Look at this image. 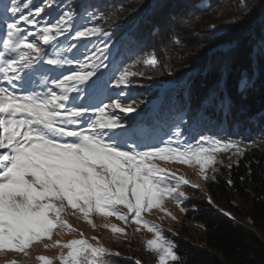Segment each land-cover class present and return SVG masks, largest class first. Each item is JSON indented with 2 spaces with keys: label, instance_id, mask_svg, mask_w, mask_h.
<instances>
[{
  "label": "snow or ice",
  "instance_id": "obj_1",
  "mask_svg": "<svg viewBox=\"0 0 264 264\" xmlns=\"http://www.w3.org/2000/svg\"><path fill=\"white\" fill-rule=\"evenodd\" d=\"M105 18L97 10L80 15L66 0H0V252L27 255L34 241L50 240L54 229L73 231L61 218L71 207L85 218L94 212L125 222L131 218L153 233L146 248L157 254L158 264H179L175 243L142 213L161 207L166 196L181 204L187 197L180 186L188 181L168 183L174 174L151 161L195 162L204 173L216 163L214 151L243 155L242 141L198 133L190 142L182 117L167 140L142 134L139 125L150 117L131 98L129 77L144 73L106 71L114 33L99 26ZM210 30L215 35L220 28ZM255 46L264 55V35ZM158 63L154 53L143 59L149 67ZM36 77L41 91L33 86ZM251 86L242 78L241 90ZM112 231L124 230L113 226ZM54 246L68 249L58 257L60 264H107L106 254L119 255L84 238Z\"/></svg>",
  "mask_w": 264,
  "mask_h": 264
},
{
  "label": "trees",
  "instance_id": "obj_2",
  "mask_svg": "<svg viewBox=\"0 0 264 264\" xmlns=\"http://www.w3.org/2000/svg\"><path fill=\"white\" fill-rule=\"evenodd\" d=\"M66 3L80 15L85 10L106 13L99 26L114 33L106 71L119 75L127 68L144 73L129 77L134 82L131 98L150 117L139 125L142 134L154 141L167 140L182 117L184 137L190 142L198 133L242 141L243 155L229 149L234 162L218 155L210 166L213 173L206 187L211 200L202 189L189 186L199 196L183 202V222L197 220L203 232L197 242L175 237L179 264H264V55L255 46L264 35V0ZM51 14L55 18L57 11ZM211 25L220 31L213 35ZM61 42L67 43L63 38ZM153 53L158 65H144L143 59ZM244 77L252 86L241 90ZM39 79L33 85L37 91L42 90ZM177 162L172 158L151 161L167 172ZM132 247L130 242L109 247L119 255L106 254L107 264H136L124 254ZM144 264L152 263L145 260Z\"/></svg>",
  "mask_w": 264,
  "mask_h": 264
},
{
  "label": "rangeland",
  "instance_id": "obj_3",
  "mask_svg": "<svg viewBox=\"0 0 264 264\" xmlns=\"http://www.w3.org/2000/svg\"><path fill=\"white\" fill-rule=\"evenodd\" d=\"M213 158L220 155L222 158H227L228 161L234 162L235 158L230 151H214L212 153ZM175 168L169 172L174 174L175 178L171 179V184L176 183V179L183 177L188 181V184H182L180 190L185 193L187 197L181 204H177L176 199L173 197H165L162 201L161 207H153L151 210L142 213L144 220L150 224L159 227L165 238L172 240L175 243V237H185L187 239H194L198 241L199 236L203 232V224L197 220H192L185 224L183 218L185 215V208L182 206L183 202L190 198H198V193L189 189V186L202 189L207 199L211 200L212 197L209 194L206 183L213 170L210 166L201 173L198 164L193 162L192 164H185L177 162ZM207 177V178H205ZM122 213H127V209L122 205L118 206ZM181 208L184 210L182 211ZM61 218L65 220L73 229L69 231L67 229L56 228L53 230L51 239H42L34 241L32 245L26 249L27 255L15 251L0 252V264H43L39 257H47L53 260V264H60L58 257L63 253L66 254L68 249L60 246H54L56 241H60L61 244L66 243L73 239H87L89 243L99 245L109 249V247L115 245L119 246L126 242L132 243L133 247L131 252L124 253L125 256L134 258L140 261V264H144L145 260L152 264H158V256L155 252L146 248V242L149 239H153L154 235L149 232L143 225L137 226L131 221H121L116 216H104L98 212L91 213L89 217L85 218L79 209H72L67 207L62 213ZM91 220V223H89ZM123 229V232H113L112 227ZM139 227V231L137 228ZM83 234L81 237L80 234ZM96 239H93V238ZM45 245H48L46 248ZM172 261H169V264Z\"/></svg>",
  "mask_w": 264,
  "mask_h": 264
}]
</instances>
